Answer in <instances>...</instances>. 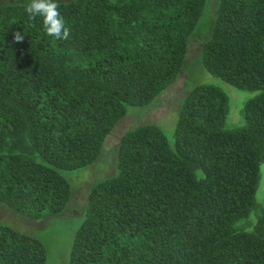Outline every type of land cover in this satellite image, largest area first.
I'll use <instances>...</instances> for the list:
<instances>
[{
  "label": "trees",
  "instance_id": "1",
  "mask_svg": "<svg viewBox=\"0 0 264 264\" xmlns=\"http://www.w3.org/2000/svg\"><path fill=\"white\" fill-rule=\"evenodd\" d=\"M57 2L67 40L48 36L42 18L29 20L30 0H0V202L31 219L63 214L72 190L58 170L95 165L129 108L174 82L209 0ZM206 31L203 67L253 92L243 123L226 128L225 93L200 81L179 99L172 147L155 123L126 129L111 172L86 187L66 264H264V203L255 199L264 0H214ZM47 257L37 236L0 222V264Z\"/></svg>",
  "mask_w": 264,
  "mask_h": 264
},
{
  "label": "rangeland",
  "instance_id": "2",
  "mask_svg": "<svg viewBox=\"0 0 264 264\" xmlns=\"http://www.w3.org/2000/svg\"><path fill=\"white\" fill-rule=\"evenodd\" d=\"M213 12L214 0H209L204 16L205 21L200 27L202 33L199 31V34L203 35L204 30L206 31ZM199 34L190 40L184 65L174 82L164 92L154 97L151 103L129 108L126 115L104 137L100 155L94 161L95 165L90 163L78 170L73 168L58 170L68 179L72 190V195L67 203L71 201L67 206L65 205L63 214L31 219L16 211L12 206L0 202V222L37 236L47 248L46 264H66L73 230L79 221L77 218L86 201V187L89 188L103 175L111 172V161L116 149V141L126 129L138 123H155L163 130L168 145L172 147L178 106L181 102L179 99L184 95L187 86L200 83V81L214 83L225 93L229 103V113L225 122L226 128H234L243 123L242 107L253 92L224 82L203 67L201 52H198ZM258 168L260 169V179L255 199L258 203H264V161L259 163ZM250 218L251 220L254 219V213L250 214Z\"/></svg>",
  "mask_w": 264,
  "mask_h": 264
},
{
  "label": "clouds",
  "instance_id": "3",
  "mask_svg": "<svg viewBox=\"0 0 264 264\" xmlns=\"http://www.w3.org/2000/svg\"><path fill=\"white\" fill-rule=\"evenodd\" d=\"M29 20H35L37 17L42 18L45 33L57 40H67L70 38L72 31L67 25L64 17L59 11L57 0H30L25 7ZM15 42H22L24 36L20 32L13 34Z\"/></svg>",
  "mask_w": 264,
  "mask_h": 264
}]
</instances>
